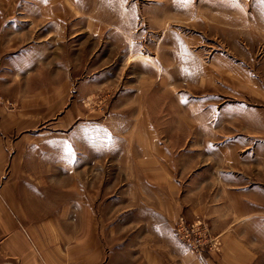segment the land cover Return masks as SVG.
<instances>
[{"label":"rangeland","instance_id":"obj_1","mask_svg":"<svg viewBox=\"0 0 264 264\" xmlns=\"http://www.w3.org/2000/svg\"><path fill=\"white\" fill-rule=\"evenodd\" d=\"M184 2L218 18L157 27L148 13L129 43L100 41L97 59L84 45L100 87L68 90L61 124L16 170L45 208L65 203L104 264H264V210L234 223L217 185L235 149L264 143V2ZM0 105L17 107L1 94Z\"/></svg>","mask_w":264,"mask_h":264},{"label":"crops","instance_id":"obj_2","mask_svg":"<svg viewBox=\"0 0 264 264\" xmlns=\"http://www.w3.org/2000/svg\"><path fill=\"white\" fill-rule=\"evenodd\" d=\"M230 9L242 14L241 7ZM148 13L157 27L218 18L202 2L184 0H0V94L17 104L10 111L0 105V264L108 261V251L97 241L83 242L82 227L68 226L65 203L54 198V208H45L30 177L16 170L32 166L28 154L35 152L36 138L50 129L48 122L61 124L59 110L67 105L68 90L100 87L98 67L83 63V46L97 59L100 41L129 43L136 20ZM84 68L85 78L79 75ZM239 148L250 150L248 164L236 156ZM234 151L233 166L221 170L235 177L219 176L217 185L219 201L231 203L230 218L237 223L264 210L259 176L264 143H244Z\"/></svg>","mask_w":264,"mask_h":264},{"label":"built area","instance_id":"obj_3","mask_svg":"<svg viewBox=\"0 0 264 264\" xmlns=\"http://www.w3.org/2000/svg\"><path fill=\"white\" fill-rule=\"evenodd\" d=\"M180 225H182V221H180Z\"/></svg>","mask_w":264,"mask_h":264},{"label":"snow or ice","instance_id":"obj_4","mask_svg":"<svg viewBox=\"0 0 264 264\" xmlns=\"http://www.w3.org/2000/svg\"><path fill=\"white\" fill-rule=\"evenodd\" d=\"M262 2H264V0H262Z\"/></svg>","mask_w":264,"mask_h":264}]
</instances>
